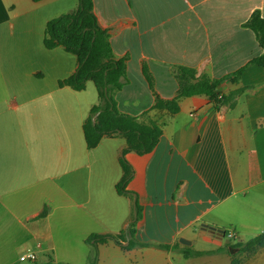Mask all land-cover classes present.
Returning <instances> with one entry per match:
<instances>
[{"label":"crops","instance_id":"crops-1","mask_svg":"<svg viewBox=\"0 0 264 264\" xmlns=\"http://www.w3.org/2000/svg\"><path fill=\"white\" fill-rule=\"evenodd\" d=\"M78 3L0 0V95L10 91L15 101L0 106V264H22L29 251L37 255L35 264H71L50 258L55 246L42 242L51 238L53 214L65 220L74 214L87 227L98 226L87 238L119 235L135 214V195L143 207L136 239L176 248L127 250L110 241L100 246L99 264H264V247L250 257L235 256L233 248L264 233V67L249 66L239 82L231 78L264 53L244 26L255 10L264 17V0H94L116 57L130 56L128 83L115 95L119 110L136 117L148 111L163 125L154 151L126 155L134 170L127 189L134 198L116 188L125 138L106 136L98 147L87 146L83 125L99 102L98 91L94 97L86 89L60 87L69 75H57L55 86L44 90L36 82L47 78V70L29 67L42 59L48 65L59 61V70L65 66L62 47H45V29ZM144 63L164 99L178 93L176 65L224 79L219 90L230 99L217 108L198 95L182 98L174 115L152 110L155 96ZM204 224L237 239H221ZM33 239L39 242L30 245ZM186 248L215 252L187 257Z\"/></svg>","mask_w":264,"mask_h":264},{"label":"trees","instance_id":"trees-1","mask_svg":"<svg viewBox=\"0 0 264 264\" xmlns=\"http://www.w3.org/2000/svg\"><path fill=\"white\" fill-rule=\"evenodd\" d=\"M244 26L253 30L264 50V17L261 11L255 10L244 23ZM44 45L47 49L62 47L77 57L76 71L71 76L60 80V87L67 86L76 91H83L86 89L87 82H94L99 94V102L92 107L89 117L83 125L87 146L89 149L98 147L106 136L125 138L127 145L120 159L123 176L116 188L120 195L134 198V194L127 189L133 178L134 170L126 159V155L129 152L143 155L154 151L163 135V125L158 120L148 117V111L142 117H136L123 113L118 108L115 95L128 83L127 64L130 56L116 57L111 45L109 31L100 25L95 13L94 0H79L77 8L74 10L49 20L45 29ZM252 65L264 67V53L232 73L233 81L239 82L245 70ZM143 73L155 96V104L152 110L158 112L166 111L173 115L177 114L180 111L181 99L186 97L206 95L217 108L230 99L219 90L224 79H215L206 73L198 75L196 69L188 66L176 65L173 67V74L179 83V90L172 99H164L157 93L155 78L146 63L143 64ZM94 118H96V123H94ZM135 210L137 217L135 218L134 214L129 227L121 234L93 233L86 239V242L95 248V256L90 264H99L100 246L110 241L127 250L150 246L165 250L176 248L175 245L171 244H151L138 241L136 239L137 226L143 218V207L138 200ZM45 214L46 212L42 216ZM127 241L129 244L125 246L124 243ZM263 247L264 233L245 243L233 244V248L238 250L235 256L245 254L250 257ZM214 252L186 248L184 255L193 257ZM233 263L242 264L240 260L236 259Z\"/></svg>","mask_w":264,"mask_h":264},{"label":"rangeland","instance_id":"rangeland-1","mask_svg":"<svg viewBox=\"0 0 264 264\" xmlns=\"http://www.w3.org/2000/svg\"><path fill=\"white\" fill-rule=\"evenodd\" d=\"M61 55L65 59V66L62 63V68L59 70L58 67L60 66L59 61H53L50 65L45 64V59L39 60L37 64H30L29 67H36V68H44L47 70V78L42 81H37V85H41L44 90L51 89L55 86L56 81L55 77L57 75L63 76H70V71L74 70L76 65H78L77 57L73 54H69L61 50ZM54 55V54H53ZM19 67V65H18ZM6 73L9 74L8 67L5 65ZM20 69V67H19ZM22 74V71H19ZM18 74V73H17ZM13 78L12 76H9ZM11 87V90H14ZM84 94L94 95L96 97L97 89L95 84L92 81L87 83V88ZM7 102H15L14 95L10 91H6L0 95V106H7ZM54 202V201H53ZM52 205H48L46 210H50ZM74 213V211H72ZM68 220H65L60 214H53L51 220L49 222L51 228V238L47 241L42 240L44 243V247L47 248L48 246H55V250L49 251L48 256L53 259H58L64 263H71V264H81L83 260H86L88 255L95 253L94 247L91 244H88L85 239L87 238V234L89 232H93L96 230L95 225H85L84 222H79L76 219V216L67 215ZM236 240V239H235ZM39 242V240L33 239L30 245H35ZM47 260V256L45 253H40L39 255V262H44ZM22 264H35L31 262V260H27Z\"/></svg>","mask_w":264,"mask_h":264},{"label":"water","instance_id":"water-1","mask_svg":"<svg viewBox=\"0 0 264 264\" xmlns=\"http://www.w3.org/2000/svg\"><path fill=\"white\" fill-rule=\"evenodd\" d=\"M97 118V117H96ZM96 118H94V123H96ZM136 201H137V196L135 195V208H136ZM137 217V211L135 210V218ZM203 227L207 230H210L214 233H216L221 239L224 238L225 236V230L224 229H219L217 227H214V226H209V225H206L204 224ZM180 242L183 243V244H186V245H191V242L186 240V239H180ZM229 242V241H227ZM129 244V241L125 244V245H128Z\"/></svg>","mask_w":264,"mask_h":264},{"label":"built area","instance_id":"built-area-1","mask_svg":"<svg viewBox=\"0 0 264 264\" xmlns=\"http://www.w3.org/2000/svg\"><path fill=\"white\" fill-rule=\"evenodd\" d=\"M228 235V237L230 239H237V235L236 233L229 231V232H225V235ZM37 259V255L34 251H29L28 253H26L25 255L21 256V260L22 261H26V260H36Z\"/></svg>","mask_w":264,"mask_h":264}]
</instances>
